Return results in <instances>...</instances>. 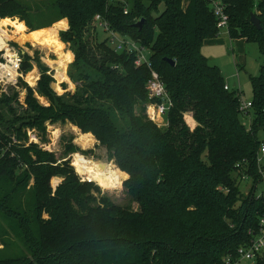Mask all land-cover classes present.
<instances>
[{
  "label": "trees",
  "instance_id": "16d2710c",
  "mask_svg": "<svg viewBox=\"0 0 264 264\" xmlns=\"http://www.w3.org/2000/svg\"><path fill=\"white\" fill-rule=\"evenodd\" d=\"M223 1L230 39L256 43L262 57L258 74L250 77V131L237 89H224L220 70L201 52L203 42L218 35L205 0H0V19L19 17L31 31L69 19L70 29L59 35L75 53L67 74L79 85L73 94L53 93L54 80L36 54V88L19 82L27 90L23 113L11 114L8 123L0 113V214L8 225H0V264H217L246 240L261 203L242 194L234 166L245 160L257 178L254 160L264 133V12L256 29L249 20L253 0ZM95 14L148 48L172 100L166 126L145 113L149 69L135 66L132 54L114 52L107 38L84 36L91 34ZM140 18L145 21L139 30L134 24ZM28 59L22 53L23 72L31 69ZM34 93L47 98L48 106ZM16 96L2 93L0 107L12 112ZM188 112L193 128L183 118ZM186 120L194 125L191 117ZM47 121L91 131L107 158L128 174L123 188L137 208L113 202L94 182L81 183L67 160L56 164L52 152L28 142L27 129L44 139ZM77 150L71 142L65 146L66 153ZM54 175L65 177L55 190ZM15 238L23 251L14 255ZM253 264H264V255Z\"/></svg>",
  "mask_w": 264,
  "mask_h": 264
},
{
  "label": "rangeland",
  "instance_id": "374dc122",
  "mask_svg": "<svg viewBox=\"0 0 264 264\" xmlns=\"http://www.w3.org/2000/svg\"><path fill=\"white\" fill-rule=\"evenodd\" d=\"M30 1H32L33 3L39 2V0H30ZM13 18H16V17H13ZM90 23L91 24L89 25L88 28H89V33H91V34H87L88 31H85L86 34H84V36L90 35L91 37H93V36L96 37V34H97V38L99 40H103V39L106 40L107 33L105 31H103L102 28L99 27L97 29H94L95 26H94L93 18H92V22H90ZM50 26H48V27H50ZM43 28H45V27H43ZM28 31L30 32L31 30L28 29ZM32 31H34V30H32ZM66 43H69V42H66ZM10 47H13L15 49H19L21 52L23 51V53L25 55L29 56L28 62L32 66L33 65L36 66V62H35V60H33V57L36 54L38 55L39 62L41 64L47 66V67H48V65L43 63L40 59L42 56H44L47 53L50 59H56L57 58L54 53H52L48 50H45V49L41 48L40 46H36L35 48H33L32 44H30L28 41H25L24 47H21V45L18 44L15 40H12V41H10ZM25 48L29 49L33 54L29 55L28 52L25 51ZM201 52L208 59V62L210 65L216 66L220 70L221 75H222L225 83H229L230 85L235 84L234 88L240 89V91L242 93V98L244 100L251 99L252 93H251V87H250V77H254L258 74L259 67H260V64L262 61V57H261L260 51L258 49V45L256 43L247 42V41H235V42L231 43L229 40L228 33L222 29L219 31V33L216 37L206 39L203 42V44L201 46ZM236 59H237L238 63L235 62ZM32 66H31V69H32ZM36 68H37V71L39 72V69L37 66H36ZM48 69H49V71L47 73L53 72V74H54L53 68L50 69L48 67ZM68 69H69V66H68ZM30 70L26 71L24 74L26 75ZM52 78H53V76H52ZM22 81L27 84V82L23 78H22ZM55 83H56V81L54 80V81L49 83V86H50L51 90L53 91V93L56 94L54 88L51 86V85H54ZM73 83H75V82H73ZM36 85H37V83H36ZM75 85H76V88H77V86H79L78 83H75ZM60 87L66 89L67 84L62 82V83H60ZM31 88L34 90L36 88V86L34 88L33 87H31ZM76 88L74 91H65L63 95H66L68 93L73 94L76 91ZM25 89L26 88L22 87V85H18L17 89L14 88L13 86L12 87L9 86V87H7L5 92L0 91V96L2 93H6V94H10V95L14 92L17 93V96L10 102L12 112L9 110V113H8V109L4 106L0 107V113L5 117L6 123L9 122L8 120H11V118H12L11 114H22L23 113V108L26 107L25 102H24L26 95L23 98V103H21L20 92L24 91ZM26 93H27V91H26ZM34 96L37 98V100L40 104L45 105L44 102L41 101L40 97L43 98V101L47 102V105L49 104L47 98H45L41 95H38L37 93H34ZM186 116H189L192 118V120H194L191 113L190 112L185 113L183 118H184L185 123L189 126V128H193L194 125L192 127L190 126V124L186 120ZM193 123H194V121H193ZM45 124H46V135H45L44 139H41V137L38 136V132L34 128L29 129L30 131L27 133L28 139H30L29 134L31 133V135H34L37 137V139L39 140V143H37V144H39V146L42 149L47 150L44 146L45 145L50 146L52 148V151H49V152H52L55 155V157L57 158V160H62V161L67 160L71 166V153H73V152H70V153L65 152V146L69 142H71L73 145L76 146V148L78 149L77 151H82V154L85 155V157H87V158L94 159L95 161H103V162H108V163H109V161L113 162V160H109L107 158L106 148L104 146H100L99 143L93 144L92 147L88 148L86 151L81 150L78 144H74L72 141L74 139H77L79 135L76 134L77 132L73 131V129H72L73 124L72 123L67 121L65 123H58L57 122V123L51 124L47 121V122H45ZM49 125L51 126V128L53 130L59 129V135L58 136L52 135V133L49 131V127H48ZM80 132H82V131L80 130ZM82 133H84V132H82ZM259 137L264 140V133H260ZM73 171H74V169H73ZM235 177H236V173H235ZM248 186H249V182L243 181L240 183L239 189H240V191L244 192ZM257 188L259 191L261 190V188H262L261 183L258 184ZM103 194L108 195L113 202H115L119 205L127 206L129 204L132 208H134V209L137 208L136 203H133L130 201V198L127 195L126 190L123 188V186L120 189L103 190ZM1 224L8 228L6 220H3V217L0 214V225ZM12 235L14 236V234H12ZM15 242H17L18 247L12 249L11 254L14 253V255L23 251V246L18 242V240L16 238H15ZM19 250H20V252H18ZM0 255H2V254H0Z\"/></svg>",
  "mask_w": 264,
  "mask_h": 264
},
{
  "label": "built area",
  "instance_id": "2783aa9c",
  "mask_svg": "<svg viewBox=\"0 0 264 264\" xmlns=\"http://www.w3.org/2000/svg\"><path fill=\"white\" fill-rule=\"evenodd\" d=\"M119 0H108V2H114ZM123 1V0H121ZM211 14L215 18V25L220 30H225L227 33L229 31V13H228V3L223 0H205ZM127 7L123 9L124 13H127ZM253 13H255L258 18L264 12V0H253ZM94 26L100 27L107 33V43L114 52L125 51L127 54H132L134 56L135 66L145 65L149 69L150 76L145 83V89L147 93L148 101L145 104V113L147 117L153 121L158 126H166L167 121L165 115L169 108L172 105V100L165 88V85L159 75V73L154 70L151 66L149 60V50L143 44H140L138 41L131 38L124 37L119 33L115 32L110 28L107 21L102 19L99 14H95L93 17ZM10 46V41H8ZM13 48V47H12ZM18 55L22 58V53L19 49H16ZM2 51V50H0ZM5 60L0 56V63H4ZM22 59L20 67L17 71L25 73L21 69ZM116 67V66H115ZM3 72V69H0V73ZM21 76L16 77V83L5 82L6 76L4 79H0V91L5 92L7 87L13 86L17 89ZM162 86V90H161ZM224 89H232L224 84ZM237 96L239 102V110L244 118V124L246 130L250 131L252 125L253 114L250 112L252 106L251 99L244 100L242 98V93L240 89H237ZM151 105L153 108V115L156 116V119H152L148 112L147 108ZM163 107L164 112H160L159 109ZM30 130H27V133ZM30 139H28L29 142ZM13 155V153H11ZM254 172L257 175V178L250 172L249 165L245 160L239 161L235 164V173L239 184L243 181H248L249 186L247 189L242 192L244 196L249 198V201H260L261 207L257 213V222L254 227H248L245 231L246 240L241 242L233 251L224 254L220 262L217 264H253L256 260L261 258L264 255V140L260 138V143L256 151L255 160H254ZM262 185L261 190L259 191L257 186L258 184Z\"/></svg>",
  "mask_w": 264,
  "mask_h": 264
},
{
  "label": "clouds",
  "instance_id": "9594fccd",
  "mask_svg": "<svg viewBox=\"0 0 264 264\" xmlns=\"http://www.w3.org/2000/svg\"><path fill=\"white\" fill-rule=\"evenodd\" d=\"M11 26V29L9 27ZM70 29V22L67 17H63L56 22H54L50 27L40 28L34 31H28L27 24L16 18H7L4 17L0 19V56L5 60L4 63H0V69H3V72L0 73V79H4L6 76L5 82L16 83V77L21 76L29 86L35 87L37 81L40 79V73L37 71L35 65L32 66V69L25 75L22 72L17 71L20 67L21 56L18 55L17 50L9 46L8 41L15 40L21 47H24V42L28 41L32 44V47L35 48L37 45L40 46H54L51 47V51L56 54V59H50L46 53L40 59L43 63L47 64L51 69L54 64H58L63 71H55L47 73L50 76H53V79L56 81L54 85H51L57 95H63L65 91H74L76 88L75 83L69 78L67 71L68 66L73 63L75 60V53L71 50L70 43H66L60 38L59 33L61 31L67 32ZM11 31V34H10ZM27 33V35H25ZM25 51L29 55L33 53L25 48ZM66 83L67 88H61L60 83ZM162 90V86H161ZM26 89L20 92L21 103H23V98L26 95ZM41 101L44 102L45 107H47V102L43 101V98L40 97ZM164 108L161 107L159 111L164 112ZM147 112L152 119H156V116L153 115V108L151 105L148 106ZM49 131L52 135H59V129L53 130L49 125ZM72 129L74 132L80 133V129L73 125ZM29 142L39 143V140L36 136L29 134ZM74 144H78L81 150L86 151L88 148H91L93 144H98L99 140L93 135L91 131L86 133H80L77 139L72 141ZM27 146V145H26ZM48 151H52V148L48 145L44 146ZM62 160H57L56 164H62ZM55 166V165H54ZM71 166L74 169L75 174L79 177L80 182H94L101 193L103 190H113L120 189L123 186V182L126 181L129 177L128 174L119 166H116L113 162L109 161L108 165L104 170L99 168V165L91 159L85 157L82 154V151H75L71 153ZM65 177L63 175H54L50 179V184L53 190L57 186L63 183Z\"/></svg>",
  "mask_w": 264,
  "mask_h": 264
},
{
  "label": "water",
  "instance_id": "95a60500",
  "mask_svg": "<svg viewBox=\"0 0 264 264\" xmlns=\"http://www.w3.org/2000/svg\"><path fill=\"white\" fill-rule=\"evenodd\" d=\"M249 20L251 22V24L256 28V29H260L261 28V24H260V20L258 18V16L251 12L250 16H249ZM145 19L144 18H140L138 21H136V23L134 24L135 27H137L139 30L142 27V24L144 23ZM167 62H169L170 64H174V61L171 59H166Z\"/></svg>",
  "mask_w": 264,
  "mask_h": 264
},
{
  "label": "bare ground",
  "instance_id": "6f19581e",
  "mask_svg": "<svg viewBox=\"0 0 264 264\" xmlns=\"http://www.w3.org/2000/svg\"><path fill=\"white\" fill-rule=\"evenodd\" d=\"M7 18H10V17H7ZM7 27H10L9 29H11V26H7ZM38 30V29H37ZM10 34H11V31H10ZM25 35H27V33H25ZM37 46H40V45H37ZM41 48H43V49H45V50H48V51H50V52H52L51 51V47H54V46H51V47H49V46H40ZM52 53H54V52H52ZM55 54V53H54ZM56 55V54H55ZM53 60H55V59H53ZM53 70H55V71H63V69H61L60 68V66L58 65V64H54L53 65ZM54 74H55V72H54ZM80 133H82V132H80ZM80 133H76L77 135H79ZM87 158V157H86ZM88 159H91V158H88ZM91 160H93L94 162H96L98 165H99V168L101 169V170H104L105 168H106V166L108 165V162H103V161H95L94 159H91Z\"/></svg>",
  "mask_w": 264,
  "mask_h": 264
},
{
  "label": "crops",
  "instance_id": "0c3cea01",
  "mask_svg": "<svg viewBox=\"0 0 264 264\" xmlns=\"http://www.w3.org/2000/svg\"><path fill=\"white\" fill-rule=\"evenodd\" d=\"M209 39H210V38H209ZM229 40H230L231 43H233V42H235V41H246L244 38L230 39V37H229ZM235 62L238 63L237 59H236ZM226 84L229 85L230 88H234V85H235V84L230 85L229 83H226ZM193 121H194V120H193ZM194 126H195V121H194Z\"/></svg>",
  "mask_w": 264,
  "mask_h": 264
}]
</instances>
